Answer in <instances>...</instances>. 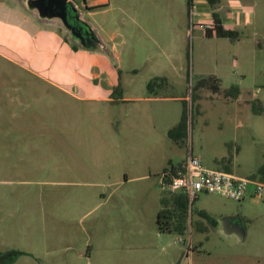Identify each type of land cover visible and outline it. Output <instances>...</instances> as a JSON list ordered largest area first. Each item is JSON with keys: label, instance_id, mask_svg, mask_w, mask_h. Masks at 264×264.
Masks as SVG:
<instances>
[{"label": "rangeland", "instance_id": "1", "mask_svg": "<svg viewBox=\"0 0 264 264\" xmlns=\"http://www.w3.org/2000/svg\"><path fill=\"white\" fill-rule=\"evenodd\" d=\"M87 2L92 8H84L91 29L85 26L86 41L60 20L51 25L42 20L38 30L0 20V264H32L38 250L45 262L50 249L96 246L97 234H105L102 229L112 226L111 219H125L135 203L158 200L166 187L158 173L150 175L146 155L128 156L138 145L126 137L129 124L119 123L133 115L156 114L157 107L116 99L120 90L144 95L148 81L162 72L157 65L166 54L175 57L178 50L185 64L158 88L169 96L162 101L166 122L153 117L154 122L137 125L158 134L152 137L153 147L163 149L166 143L175 163L192 154L205 166L223 170L226 163L214 158L232 149L228 142L234 125L226 118L240 117L258 137L241 145L238 154L232 149L231 166L247 175L264 164V113L251 110L252 99H264V45L255 36L238 42L202 36L205 28L196 24L197 11L188 0ZM141 6L152 7L162 30L167 25L165 33L151 25L148 36L135 26L133 13ZM256 6L257 22L264 24V4ZM183 16L184 27L171 26ZM214 74L220 87L199 84ZM234 84L242 91L239 105L226 96ZM185 110L186 126L176 132L182 141L173 143L166 132ZM201 195L202 202L190 204V217L202 219L201 208L220 223L226 216H239L245 234L237 239L211 226L208 231L170 232L183 249L184 264H264V197L245 203ZM190 242L197 247L190 246L187 253Z\"/></svg>", "mask_w": 264, "mask_h": 264}, {"label": "crops", "instance_id": "2", "mask_svg": "<svg viewBox=\"0 0 264 264\" xmlns=\"http://www.w3.org/2000/svg\"><path fill=\"white\" fill-rule=\"evenodd\" d=\"M68 1L72 2L77 9L79 15L76 21L77 25L82 26L83 28L87 26L90 29L88 22L84 18L86 12L84 11V8L86 10H90L92 8L88 4L87 0ZM31 2L32 0H0V20L22 27H28L31 29L36 28V30H38L39 25H43V23L40 24L42 20L50 21V23H48L50 25L51 23H55L56 20H60V22L64 24L63 28H67L72 32V30L64 23L61 17L57 18L56 16H53L55 18H51V20L42 18L39 15V9L37 10L36 6H32ZM260 2L262 5L264 4V0H217L216 8H214V10L219 13L222 23L226 28L236 31V36L234 38H221L213 35L210 36V38H215L218 40L228 39L231 42H238L242 38L251 35L256 37V41L259 46L264 45V24H260V22H257L258 17L255 14V12H257L256 5H258ZM150 8L152 7L141 6L140 8L135 9L132 21L134 22L135 26L143 29L144 34L148 36L151 35V25H155L157 28H159L160 33H165L167 25H165V29L162 30V21L160 20V18L157 19V17L156 19H154L155 13H152V9ZM193 8H195L197 11L198 21L196 22V24L204 28L212 25L213 8L207 2V0H194L191 9ZM71 21H75V19L73 18V20ZM185 25L186 22L184 21V16L183 20H175V22L171 21L172 27L180 28L184 27ZM179 33H181L180 30ZM202 36L209 37L206 35L205 30ZM78 39L82 41L81 37H78ZM173 51H176V49ZM165 52L166 51H164V53ZM176 52L178 54H176L175 57L173 54H171L169 57L165 53V58H159L157 66L162 72L157 76L169 77V75H173L172 73L174 70H176V68H179V70H183V66L185 64L183 54L179 53L178 50ZM214 75L218 77L216 74ZM219 80L221 83L220 78ZM133 92H136V90L134 89ZM241 93L242 91L240 88V94L236 98L237 100H235V104H241L239 99ZM119 95L120 96H118L116 100H119L120 102L128 101L135 103L137 101H145L153 103L148 104L151 106V108L153 106L157 107L156 114H148L149 116L144 115L140 117H135L133 115L130 116L127 121H123V119L119 120V123L121 124H129L130 131L126 134V137H129L130 143H132L133 145H138V148H136L135 146L129 151L128 156H135L140 153H143L144 156L146 155L148 157L146 165L148 167L150 175L157 173L160 174L163 169L169 167L171 164H177L185 161L182 160L176 163L171 161V158L167 156V151L165 148L166 143L163 144V149L161 147H153L154 143L152 137L157 138L158 134L153 135L146 132L144 129L142 130L137 127V125H139L141 122L146 121L148 123H152V121L154 122L155 119L157 120V123H161L162 121L166 122L167 113L165 109H162V101L165 99H169V96L164 93L162 94V91L160 90H157L156 94H149L147 87L146 93L144 95L127 94V96L123 90H120ZM231 103V101L227 102L228 105H231ZM253 104H256L260 109H264V99L262 98L252 99V112ZM144 107L146 108V105ZM148 112L152 113L150 109H148ZM236 112L240 114L241 111L236 110ZM253 114L255 113L253 112ZM235 118L239 119L238 123H235ZM181 119L182 116L179 121L177 120L178 122H176L173 127H170L169 129L167 128L168 130L166 133L169 138V131L175 128L179 124ZM226 119L231 125H234V138L228 143L229 145H232V149L235 148L234 153L238 154L239 150L241 149V145L247 144L251 140L255 141L258 137V134L252 128H250L249 125L247 126L246 120H242L240 117L228 116ZM180 139L181 138L178 137L177 140H171L173 141V143H179L180 141H182ZM139 145L142 146V150H140ZM146 145H148V147H146ZM232 149L231 152L228 153V155H224L222 156V158L220 157L221 159L215 157V163H222L223 159L231 156L232 159L227 161L230 170L229 172L234 173L235 175L240 177L254 178L264 182V164H261L260 166L255 168V170L251 172V174L247 175L242 174L240 171L235 170L234 167L231 166V162L235 155L232 153ZM178 194L180 193L173 192L166 188L164 189V191H162L161 195L158 196L157 201L153 200L151 201V203L146 204L135 203L132 210H130L131 214H128L125 219H123L122 217L117 219L121 223H118L116 219H111L110 224L112 225V229L111 227L106 226L107 221H103L106 229L102 230H105V234H97L96 246L86 247V245H72L68 247H58L55 249H50L45 252V262L40 261L42 253L38 250L37 252H33L35 253V261L32 264H178L179 261L181 262L184 259V257L182 256L183 249L182 247L180 248L175 245L174 241L171 238L170 232L181 230V227L175 228L171 226V230H161L157 223L158 213L163 207L162 200L166 199L168 207L172 208L173 206H175V196ZM201 194L196 197V199H194L192 203H194L195 200H199V202H202L203 199H201ZM252 197L255 198L253 192L251 191V193L242 201H244L245 203H251L254 201ZM130 200L135 201L134 198H130ZM154 210L156 212H154ZM208 210L211 212L210 209ZM198 216H201L202 219L198 218L195 220L192 216H189L188 222L186 224V229L182 232H177L184 234L188 230L193 231L194 228L198 231H208L210 230L209 226H211V229H213V231L217 229L219 230V232H222L224 228L229 236H237V239L239 238V236L245 234L244 232L239 233L236 231H230L229 224L227 225V220L229 218H235L239 220L244 231L242 219L239 216H226V220L221 221L222 224L224 223L223 227L221 226L220 221H218L219 219H216L214 216H212V214L206 211L205 208H201L199 210ZM205 220L207 221V223L204 222ZM205 237H207V235ZM200 243L204 245L205 241H201ZM190 246L192 247V249L197 247L196 243H188L187 253L188 250H190ZM93 257L95 258L93 259ZM2 261H4V259L0 257V262ZM185 261L183 262V264L185 263ZM28 262L26 263L29 264Z\"/></svg>", "mask_w": 264, "mask_h": 264}, {"label": "built area", "instance_id": "3", "mask_svg": "<svg viewBox=\"0 0 264 264\" xmlns=\"http://www.w3.org/2000/svg\"><path fill=\"white\" fill-rule=\"evenodd\" d=\"M159 176L160 184L173 192L185 193L190 203L201 193L218 194L235 201H242L251 191L254 196L264 197L263 181L209 168L199 156L192 154L177 168L175 174L168 172Z\"/></svg>", "mask_w": 264, "mask_h": 264}, {"label": "trees", "instance_id": "4", "mask_svg": "<svg viewBox=\"0 0 264 264\" xmlns=\"http://www.w3.org/2000/svg\"><path fill=\"white\" fill-rule=\"evenodd\" d=\"M194 0H188L189 7L192 6ZM211 7L213 8V21L212 25L205 28V32L207 36H213L216 35L217 37H226V38H234L236 36V31L233 29L226 28L221 20V17L214 8H216L217 0H207ZM162 84H169V78L166 76H154L151 78L147 83V90L149 94H156L158 88H161ZM199 84L201 85H210L212 88H218L220 87V80L216 76H209L204 77L199 81ZM240 94V88L238 85L234 84L229 89L226 90V96L228 97H234L237 98ZM253 112L255 114H261L264 113V109H260L257 107L256 104H253ZM186 120H187V112L186 110L183 113L182 119L179 122V124L171 129L169 131V136L173 140L178 139V135L176 132L178 130H183L186 126ZM182 140V139H180ZM232 157H228L223 159L222 163H226L224 165L225 171H230L229 166L227 164V161L231 160ZM183 162L177 163V164H171L169 167L163 169L161 171V174L164 173H173L175 174L177 168L181 166ZM175 196V206L172 208L168 207V204L166 203V199H163V207L158 213L157 217V223L161 230H171V226L177 228L181 227V230H177L178 232H182L186 229V224L188 222L189 217V207H190V200L189 197L185 193H181Z\"/></svg>", "mask_w": 264, "mask_h": 264}, {"label": "water", "instance_id": "5", "mask_svg": "<svg viewBox=\"0 0 264 264\" xmlns=\"http://www.w3.org/2000/svg\"><path fill=\"white\" fill-rule=\"evenodd\" d=\"M34 5L37 6L42 15H49L51 17H61L64 23L72 30L73 34L77 37H81L82 40L88 39V32L82 26L77 25V19L79 17L77 9L72 2L68 0H34ZM75 19V21H71ZM84 31V34L82 32ZM227 225L229 224L230 231H236L243 233V227L239 220L235 218H229Z\"/></svg>", "mask_w": 264, "mask_h": 264}, {"label": "flooded vegetation", "instance_id": "6", "mask_svg": "<svg viewBox=\"0 0 264 264\" xmlns=\"http://www.w3.org/2000/svg\"><path fill=\"white\" fill-rule=\"evenodd\" d=\"M79 27H80V26H79ZM84 29H85V28H84ZM83 32H84V31H83ZM83 32H82V33H83Z\"/></svg>", "mask_w": 264, "mask_h": 264}]
</instances>
